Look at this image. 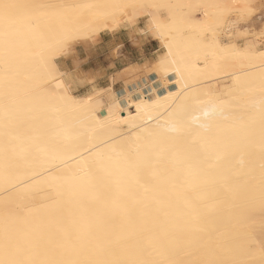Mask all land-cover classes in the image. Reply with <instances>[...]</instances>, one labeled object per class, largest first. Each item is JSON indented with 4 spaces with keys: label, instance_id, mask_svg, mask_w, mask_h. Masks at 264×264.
I'll return each instance as SVG.
<instances>
[{
    "label": "bare ground",
    "instance_id": "6f19581e",
    "mask_svg": "<svg viewBox=\"0 0 264 264\" xmlns=\"http://www.w3.org/2000/svg\"><path fill=\"white\" fill-rule=\"evenodd\" d=\"M140 16L162 89L74 93ZM0 264H264V0H0Z\"/></svg>",
    "mask_w": 264,
    "mask_h": 264
},
{
    "label": "rangeland",
    "instance_id": "374dc122",
    "mask_svg": "<svg viewBox=\"0 0 264 264\" xmlns=\"http://www.w3.org/2000/svg\"><path fill=\"white\" fill-rule=\"evenodd\" d=\"M146 24V16H140L133 25L123 23L115 31H103L97 40L82 41L72 52L62 55L60 65L75 77L74 93L87 94L94 88L106 89L110 85L122 104L126 93L132 90L138 89L144 95L149 94L151 88L161 90L156 74L145 68L147 61L159 51L158 43L146 32ZM244 28L239 25L238 31L243 33ZM135 95L138 96V92Z\"/></svg>",
    "mask_w": 264,
    "mask_h": 264
},
{
    "label": "snow or ice",
    "instance_id": "6c2138e0",
    "mask_svg": "<svg viewBox=\"0 0 264 264\" xmlns=\"http://www.w3.org/2000/svg\"><path fill=\"white\" fill-rule=\"evenodd\" d=\"M5 7H7V6H5Z\"/></svg>",
    "mask_w": 264,
    "mask_h": 264
}]
</instances>
